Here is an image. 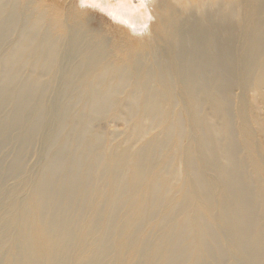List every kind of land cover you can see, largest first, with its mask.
<instances>
[{
    "label": "bare ground",
    "instance_id": "1",
    "mask_svg": "<svg viewBox=\"0 0 264 264\" xmlns=\"http://www.w3.org/2000/svg\"><path fill=\"white\" fill-rule=\"evenodd\" d=\"M88 1L98 4L123 26L138 27L132 16H142V10L132 0L112 4L109 0ZM219 1L170 0L168 13L152 21L148 34H162L169 42L171 62L179 71L192 114L201 100L222 121L204 132L217 151L214 158L205 155L209 146L199 140L188 152L186 165L196 163L197 154L204 163L212 159L207 165L222 186L218 210L238 264H264V188L256 189L258 180L253 177L262 168L252 155L245 128L241 129L239 149L229 137L232 121L226 111V94L234 77V62L231 42L223 36L221 12L215 10ZM251 1L264 7V0ZM157 4L153 6L158 8ZM211 16L216 17L214 23ZM62 17L33 0H0V193H9L0 208V264H117L125 252L129 254L124 264H207L202 253L210 241L215 244L214 234L208 231V218L216 211L212 201L216 197H210L204 178L195 177V164L191 170L187 168L182 187L172 191L179 180L170 169L176 153L174 144L161 161L158 159L165 142L178 133L177 120L168 121L166 116L162 117L159 137L116 160L105 158L108 182L98 196L105 204L96 207L75 239L70 236V209L80 184L105 153L107 139L91 131L93 118H105L108 106H115L112 98L125 92L124 102L116 106L110 119L134 121L126 137L141 138L138 113L154 115L160 97L168 104L174 94L169 65L155 59L144 68L152 43L137 41L140 52L109 59L87 32L75 31L66 43ZM63 54L70 63L61 71L58 64ZM238 56L243 86L249 87L254 76L256 85L263 86L264 24L259 17L247 50ZM59 73L61 93L67 98L53 115L56 134L44 166L28 181L25 195L15 197V186L7 187V181L26 170L42 125L51 115L46 93ZM136 75L140 76L135 79ZM133 80L134 87L128 91ZM193 130L199 133V122H194ZM243 153L250 157L249 175ZM156 158L155 164L146 167L149 159ZM93 180L99 183V175L94 174ZM158 183L163 184L164 192L156 188ZM136 221L146 223V232L136 234L132 230ZM74 243L79 246L75 254L70 250ZM216 251L212 254L219 258Z\"/></svg>",
    "mask_w": 264,
    "mask_h": 264
},
{
    "label": "rangeland",
    "instance_id": "2",
    "mask_svg": "<svg viewBox=\"0 0 264 264\" xmlns=\"http://www.w3.org/2000/svg\"><path fill=\"white\" fill-rule=\"evenodd\" d=\"M33 1L35 5H39L46 11H56L63 16V26L67 35L66 43L68 42V40H70L75 31L80 30L82 32H87L94 38V41L96 40L101 49L108 53V58L114 59V57L116 56L125 57L127 55H132L140 52L142 49L140 46H138L137 41L142 40V43H152V49H150L151 55L147 56V59L144 63V68L148 67V65H150L153 60L160 59L167 65H169L172 70L171 73L173 80L171 79V88L174 94V98H170L167 104L166 101L163 100L162 97H160L161 102L159 104L158 111H156L154 115L148 116L143 115L142 112L138 113L137 117L141 119L139 120L140 130L142 129L140 131L142 132L141 138L126 137L127 132L130 130L129 126H131L134 121H130L129 119L112 121L110 119L115 112L116 106L124 102L125 92L112 98L114 102L113 104L115 106H108V112L105 118H100L97 116V118H93V121L91 123V131L99 132L103 134L107 139L104 148L105 155L103 154V157L101 158L102 160L104 159V161L100 159L98 164L88 169L87 178L80 184L75 198V204H73L70 209V212L73 215L71 217L72 231L70 236L75 239L78 236L81 228L85 227V225H88L95 209H97L98 207L100 208L105 204V200L98 197L100 196V190H102L108 182V173L105 168V158L116 160L128 153L133 152L154 137H159L161 134L162 117L166 116L168 121L176 122L175 120H177L175 124L177 126L178 133L172 139H169V141L167 140L165 142V147L163 146L164 148L158 155V159L161 161L165 157L168 149L171 148V146L174 144L176 153L175 155H173L174 158L171 160L170 169L176 172L179 180L172 185V191L182 187L183 178L188 174L187 168L191 170L195 164V177L197 179L204 178L206 180V183L209 185L206 187V189L207 191H209L210 197H216V201L212 199V201L214 202L213 204H215L216 206V211L212 213L208 218L210 223L208 231H210L211 234H214L215 244H213V241V243L210 241L209 245L206 243L208 245V248L210 249L206 248L202 253V256H204V258L208 260H205L208 262L207 264H238L237 257L231 248L232 241L231 239H229V237L227 238L221 220L222 216L218 210V198L221 196L222 186L215 174L209 170L210 165H207L208 163H213L212 159L207 161V163H204L203 160H201L203 158L197 154L196 163H190L188 165H186L187 162L185 159L188 152L193 151V148L199 140H203V144L206 147L209 146L208 151H206L205 155L209 158H214V156L217 154V151L211 148V140L209 141L207 139L206 130L209 126H216L217 124L218 126H220L219 124H221L222 121L217 117L214 109L207 108L206 103L201 100L197 103V112L192 114L193 111L191 103L189 101V98L183 92L179 81V71L177 72L176 67L171 62L172 48L169 42L167 41L165 36H162V34H148L149 31H152L151 29L154 24V22L152 21L156 19L159 20V16H161V14L165 15L166 13H168L169 3H171L170 0H142L145 2L144 4L142 3V6L140 4L141 0H132L135 4L140 5L142 10V16H140L141 18L137 13L133 14L132 16L133 21L138 22H136L138 24V27H136L135 29H130L126 25L123 26L124 24L115 21L98 4H92L88 0ZM109 1L111 4L117 2V0ZM154 4H157L158 8H155L153 6ZM218 4L219 5H215V10L217 9L221 12V18L223 19V36L224 39L231 42L230 55L231 60L234 62V77L231 78L229 90L226 94V111L229 117V122L232 121L228 130V132L231 131V133H229V137L232 139L233 146L236 149L238 148L237 143L240 139L241 129L245 128L247 130L249 137L248 141L252 150V155L262 168V171L259 172L257 176H253L256 180H258L256 182V189H260L262 187L264 188V85H256L257 76H254L253 80L251 81L252 84L249 87L243 86L240 77L242 65L238 62V54L240 55L241 52H245V50H247L248 43L252 38L254 21L259 17V19H262V22L264 24V7H258L251 0H220ZM233 5L235 8L233 7ZM231 15L234 16L232 17ZM215 18V16H211L210 22L214 23V20H216ZM149 35L151 36L149 37ZM168 45L170 48L168 47ZM238 46L240 48L236 49L235 47ZM69 63L70 59L67 55L63 54V56L59 60L58 66L62 71L69 65ZM60 64L64 65V67ZM139 76L140 75H136L135 79H137ZM61 81L62 75L60 73L56 74L53 88L46 93L48 105L51 107V115L47 117L48 120L44 123V125H42V128L37 137L38 139L34 146V150L31 156H28L29 161L27 162L25 172L21 174L17 179H8L7 181V187L15 186V197H22L25 195L28 189V181L36 176L45 164V156L50 146L51 139L54 134H56L54 122L55 118L53 115L54 112H56L57 108L67 98L65 96L63 97L61 93ZM134 81L135 80L132 81L131 86L127 89L128 91L129 89H132L134 87ZM139 100L140 101H138V107L141 108V98ZM202 104L203 106H201ZM195 121L199 122L200 124V130L198 131L199 133H195L193 130V124ZM87 137V132L82 134V138L86 139ZM242 155L246 158L248 166V169L246 168V173H248L249 175L252 171L250 157L247 156L246 153H243ZM156 160L157 158L155 160L149 159L148 163L145 164L146 167H151L153 164H155L154 162ZM94 174H98L100 177V181L97 184L93 180ZM218 184H220V186H218ZM156 188L160 190V193L164 192L163 184L158 183L156 185ZM7 194H9L8 191H3L2 193H0V208L2 207L4 202L7 201ZM97 197L99 198V200L97 199ZM132 230L134 232L137 231L138 233L135 232L136 234H142L147 230L146 223H142V221H136L133 224ZM115 238L114 239L116 243L117 237ZM78 247L79 246L75 245L74 243L71 245L70 250L75 254L77 253ZM214 249L217 250L216 252H218L219 258L213 256L212 251ZM128 254L129 253L125 252L123 255L119 256L117 258V264H124L125 262H127Z\"/></svg>",
    "mask_w": 264,
    "mask_h": 264
}]
</instances>
